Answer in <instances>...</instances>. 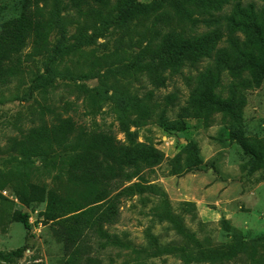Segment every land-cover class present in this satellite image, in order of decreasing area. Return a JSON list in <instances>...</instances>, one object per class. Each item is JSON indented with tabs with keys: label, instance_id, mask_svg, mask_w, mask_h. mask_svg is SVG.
I'll list each match as a JSON object with an SVG mask.
<instances>
[{
	"label": "rangeland",
	"instance_id": "obj_1",
	"mask_svg": "<svg viewBox=\"0 0 264 264\" xmlns=\"http://www.w3.org/2000/svg\"><path fill=\"white\" fill-rule=\"evenodd\" d=\"M23 1L0 0V24ZM118 1L94 16L78 14L67 0L40 2L47 38L37 48L30 42L17 74L0 83V169L28 161L38 168L32 179L48 183L43 158L58 150L44 148L41 156L22 148L33 130L69 116L120 141L128 130L135 142L160 150L161 162L140 178L164 194L121 197L117 220L104 225L110 235L105 247L87 234L75 251L59 235L62 227L39 215L45 203L26 208L6 188L2 194L11 207L29 218L28 227L14 221L0 233V262L210 264L182 256L219 252L222 261L213 264H264V152L250 146L253 140L264 146V74L243 70L239 53L259 50L240 22L251 20L246 15L252 5L264 32V0ZM139 4L148 7L137 11ZM125 6L130 7L120 15ZM184 33L205 38L208 51H178ZM220 50L238 67L223 71L214 89L227 109L212 105L200 117H178L199 75L225 57ZM234 86L237 96L230 103ZM167 95L173 97L168 104ZM146 102L157 106L151 118L141 111ZM161 108L167 109L162 118ZM50 170L55 174L57 167ZM133 182L140 179L124 183ZM182 202L191 204L190 211ZM149 234L158 237L157 244ZM21 246L26 249L17 259L11 252Z\"/></svg>",
	"mask_w": 264,
	"mask_h": 264
},
{
	"label": "trees",
	"instance_id": "obj_2",
	"mask_svg": "<svg viewBox=\"0 0 264 264\" xmlns=\"http://www.w3.org/2000/svg\"><path fill=\"white\" fill-rule=\"evenodd\" d=\"M41 1L43 0H24L16 7L11 17L1 22L0 83L9 81L17 74L21 53L30 42L33 48H37L46 40V22ZM67 1L78 14L84 16L97 15L111 4V0ZM117 5L122 6V0H119ZM130 6L120 8L118 10L120 15L126 13ZM144 6L148 7L145 4L137 5V11ZM250 8L246 17L251 20L243 19L240 25L245 31L252 33L259 50L256 52L253 47H248L246 51L239 53L244 60L243 70L261 76L264 74V32L263 27L254 21V16L256 18L254 7L251 5ZM198 37L193 33L187 36L185 33L181 34L177 50L182 51L185 48L203 50V47L206 48L205 38ZM207 51H204L203 55L211 57ZM218 53L225 57L217 60L213 68L209 67L199 75L201 79L198 80V85L190 90L185 105L180 106L178 117L182 119L200 117L206 109H214L212 105L219 111L227 109L229 104L221 101L214 89L219 85L223 71L234 73L238 67L232 66L227 55L221 50ZM237 89V86H234L230 103L236 100ZM172 99L171 95H167V104L171 103ZM156 108V105L151 106L146 102L141 111L146 117L151 118L155 115ZM166 112V108H161L160 118L165 117ZM125 131L126 140L120 141L113 132L88 129L69 116L58 117L51 125L44 124L33 130L22 148L24 154L43 156L40 153L44 152L42 150L44 148L58 150L49 159L42 157L43 168L50 180L48 183L33 180L31 174L38 168L28 161H18L11 169H0V233L14 221L22 222L28 227V213L12 208V202L2 194L3 190L9 188L18 202L26 208L45 203L39 215L46 223L59 224L62 227L59 235H62L75 251L79 250L87 234L96 235L101 239L100 247L104 248L110 238L104 225L117 220L121 197L146 192L164 194L158 185L145 184L148 181L140 178L144 169L152 170L161 162L162 152L153 146L135 142L133 133ZM250 142L253 150L264 152L261 142L256 140ZM53 166L57 167L55 174L50 170ZM133 177L140 179V182L125 185L124 182H129ZM181 205L187 211L191 204L182 202ZM148 237L151 244H157V236L149 234ZM113 243L121 244L117 236H114ZM25 249V246H21L11 254L17 259L21 258ZM182 258L186 262L210 264L222 261L219 252L193 256L183 254Z\"/></svg>",
	"mask_w": 264,
	"mask_h": 264
}]
</instances>
